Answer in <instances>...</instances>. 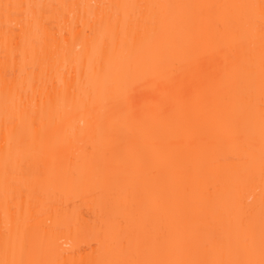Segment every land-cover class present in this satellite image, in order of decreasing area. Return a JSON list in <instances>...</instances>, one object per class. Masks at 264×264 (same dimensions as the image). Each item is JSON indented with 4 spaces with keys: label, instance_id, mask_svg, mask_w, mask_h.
Wrapping results in <instances>:
<instances>
[{
    "label": "bare ground",
    "instance_id": "obj_1",
    "mask_svg": "<svg viewBox=\"0 0 264 264\" xmlns=\"http://www.w3.org/2000/svg\"><path fill=\"white\" fill-rule=\"evenodd\" d=\"M248 3L259 0H0V258L7 236L25 234L37 258L53 264L118 258L135 240L141 208L151 209L157 197L178 204L185 228L201 240L210 232L235 234L249 220L258 235L264 206L258 125L250 147L238 92L229 117L199 123L141 174L133 164L157 134L161 109L177 122L214 106L221 78L243 58L242 33L230 47L209 44L198 59L177 61L155 79L137 73L130 104L117 74L130 57L178 41L180 30L153 35L150 25L145 32L148 10L102 7ZM5 4L20 7L6 13ZM195 11L214 42L225 29L232 34L235 10ZM113 48L117 57L106 69ZM37 130L42 152L30 147Z\"/></svg>",
    "mask_w": 264,
    "mask_h": 264
},
{
    "label": "snow or ice",
    "instance_id": "obj_2",
    "mask_svg": "<svg viewBox=\"0 0 264 264\" xmlns=\"http://www.w3.org/2000/svg\"><path fill=\"white\" fill-rule=\"evenodd\" d=\"M5 12L19 5H3ZM31 7V6H30ZM102 7L138 8L148 10L149 19L145 22V32L153 35L166 34L174 36L180 30V39L165 46L156 47L154 55L130 57L126 70L117 74L116 83L126 90V99L131 104L140 81L137 73L145 78H157L170 71V65L177 61L195 60L203 53L205 47L214 44L216 50L231 46L237 33H242L245 42L243 58L239 64L232 65L231 74L225 72L221 78V88L214 106L208 111L193 110L182 121L172 122L165 115L167 109H161L157 134L151 145L133 164L138 174L148 168L156 159L171 151L174 141L184 138L203 121L216 122L231 115L233 93L240 94L244 105L242 118L246 137L251 147L255 142L258 125L260 169L264 178V0L259 3L231 5H185V4H144L112 5ZM206 8H225L235 10L232 34L227 29L216 43L208 37L200 26L195 10ZM193 10L188 15H174L173 10ZM7 45V37L5 40ZM105 65L110 69L117 53L113 48L107 53ZM98 78V77H97ZM17 111L20 108L17 107ZM30 147L42 152L43 138L39 131H34ZM13 145L9 141V154ZM20 156L19 148L16 151ZM174 167V162H169ZM9 156L5 158V178L9 174ZM163 192V189H160ZM186 217L178 206H169L162 197L153 201L151 209L142 207L138 216V228L134 241L121 249L120 256L102 264H264V206H262L259 231L257 235L253 221L241 223L235 234L225 232L216 235L210 232L201 240L189 233L184 226ZM37 245L27 236L19 239L7 236L4 241L3 256L0 264H53L51 261L37 258ZM258 254V258H257Z\"/></svg>",
    "mask_w": 264,
    "mask_h": 264
}]
</instances>
